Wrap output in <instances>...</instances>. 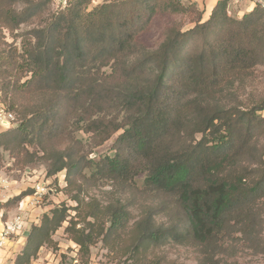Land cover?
<instances>
[{"label":"trees","instance_id":"1","mask_svg":"<svg viewBox=\"0 0 264 264\" xmlns=\"http://www.w3.org/2000/svg\"><path fill=\"white\" fill-rule=\"evenodd\" d=\"M16 1L0 0V27L12 31L32 17L16 10ZM66 1L23 38L20 52L0 47V78L13 83L6 111L19 116L16 126L0 131V146L12 140L45 152L44 144L54 143L46 176L85 170L95 180L123 183L142 176V191L170 198L161 211L172 212L158 225L143 221L137 249L171 240L199 247L193 264H238L224 261L221 250L246 218L243 208L264 197V166L256 177L234 167L254 126L264 122V104L241 110L218 102L225 84L264 65V9L232 17L227 0H219L203 20L195 4L181 0H109L91 10V0ZM156 13L185 15L190 27L166 22L147 46L142 35ZM118 131L111 154L88 158ZM75 133L87 135L84 143ZM27 196L13 199L17 205ZM66 211L56 206L33 224L13 264H29ZM107 211L106 232L93 229L99 218L91 212L89 230L70 232L82 254L129 220L124 204Z\"/></svg>","mask_w":264,"mask_h":264},{"label":"rangeland","instance_id":"2","mask_svg":"<svg viewBox=\"0 0 264 264\" xmlns=\"http://www.w3.org/2000/svg\"><path fill=\"white\" fill-rule=\"evenodd\" d=\"M104 1L109 0H91L86 10H91ZM66 4V0H17L16 10L27 9L32 17L12 31L0 27V47L7 50L15 48L20 52L23 38H31L34 29L44 24L47 15L64 8ZM228 15L238 17L233 13ZM172 20L181 24L183 29L190 27L185 15L176 14L172 17L167 13H156L142 35L143 43L147 46L154 45L165 23ZM12 85L11 77L0 78L1 114L8 113L6 107L11 101ZM27 98L28 95L23 94L19 100L25 101ZM15 100L17 102V97ZM218 104L222 108L241 110L264 104V65L255 67L249 74H245L244 78H237L232 84H225L224 93ZM9 113L14 118L9 124L0 123L1 131L18 123L19 116L16 111L11 110ZM261 114L264 116V109ZM118 133L119 131L100 146L93 148L88 158L97 160L101 155L111 154ZM73 136L75 140L81 139L84 143L87 135L75 133ZM44 145L45 152L36 145L13 143L12 140L0 146V176L9 181L7 194L8 200L11 201L6 207L8 212L13 213L18 209L17 199H13L18 194L23 191L29 196L33 194L32 185L37 181L47 183L46 193L41 195L39 200L26 197V201L30 200L27 205L30 215L38 218L37 225L41 223L44 214H50L52 208L56 206L67 208L65 220L50 232V241L39 247L36 257L32 258L29 264H193L198 261L200 249L189 243L178 244L170 240L157 245L143 243L139 249L135 247L144 220L150 217L155 221V225H158L172 212V207L161 211V202L166 200L169 203L170 198L142 191V176H138L130 183L95 180L85 170L67 177L65 170L46 176L47 163L56 146L51 142ZM238 152L240 153L238 163L234 167L235 171L256 177L258 170L264 166V122H258L254 126L249 142ZM117 203L124 204L125 209L129 211L127 223L118 230H109L105 235L98 236L96 242L90 246L89 254H82L72 240L70 232L75 228L84 227L89 230L88 222L94 221L93 217L88 216L90 212L99 218L95 219L93 229L103 228L106 232L109 225L107 209ZM242 214L248 219V223L246 218L242 220L234 235L229 237V241L222 248L221 258L227 263L264 264V197L259 198L255 204L246 205ZM31 227L28 226L26 230L30 232ZM246 227H250L254 232L251 237L244 233ZM26 237L18 236L14 240L11 253H8L0 264L14 263L16 256L26 244ZM21 261L19 264H24Z\"/></svg>","mask_w":264,"mask_h":264},{"label":"built area","instance_id":"3","mask_svg":"<svg viewBox=\"0 0 264 264\" xmlns=\"http://www.w3.org/2000/svg\"><path fill=\"white\" fill-rule=\"evenodd\" d=\"M239 2L241 0H235ZM253 7L259 6L264 9V0H247ZM14 116L11 113H0V120L2 124H9ZM33 194L29 197L40 199V196L46 193L47 183L45 181H37L33 185ZM9 189V181L4 176H0V258H2L5 252L8 250V246L11 241L16 237L22 236V233L26 230L27 226L36 224V220H30V211L27 208L28 202L25 207L20 201L17 205L16 212L10 213L7 208L3 205L8 199L7 191Z\"/></svg>","mask_w":264,"mask_h":264},{"label":"crops","instance_id":"4","mask_svg":"<svg viewBox=\"0 0 264 264\" xmlns=\"http://www.w3.org/2000/svg\"><path fill=\"white\" fill-rule=\"evenodd\" d=\"M181 1L186 3V4H189V3L195 4V6L201 11L202 16H203V20H205L206 18H208L209 14L211 13V11L216 6V4L219 0H181ZM252 8H253V6L247 0H241L239 2H236L235 0H227V13L228 14L233 13V14H236L238 17H240L244 13L249 12ZM0 123H1V125H3L2 121ZM1 129L2 128L0 127V131H1ZM27 197H29V195ZM26 202H27L26 198L23 199L22 205H24ZM14 212H16V211H14ZM32 219L37 221L38 218L35 219L34 217L30 216V220H32ZM29 226H30V224H29ZM27 228H28V226H27ZM25 232H27V230H25L22 233V236L24 235ZM16 238L14 240H16ZM14 240L10 242V244L8 246V250L5 252L4 256L2 258H0V261L3 260L8 253L9 254L11 253V249H12L11 247H12L13 243L15 242ZM9 264H11V262H9Z\"/></svg>","mask_w":264,"mask_h":264},{"label":"water","instance_id":"5","mask_svg":"<svg viewBox=\"0 0 264 264\" xmlns=\"http://www.w3.org/2000/svg\"><path fill=\"white\" fill-rule=\"evenodd\" d=\"M28 233H29L28 231H27V232H25V233H24V236H27V235H28Z\"/></svg>","mask_w":264,"mask_h":264}]
</instances>
